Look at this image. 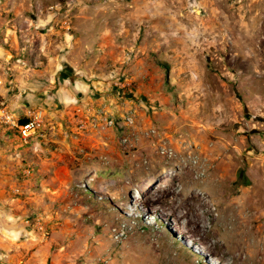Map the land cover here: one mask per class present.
I'll return each mask as SVG.
<instances>
[{"label":"rangeland","instance_id":"obj_1","mask_svg":"<svg viewBox=\"0 0 264 264\" xmlns=\"http://www.w3.org/2000/svg\"><path fill=\"white\" fill-rule=\"evenodd\" d=\"M0 59L89 61L135 119L7 264H264V0H0Z\"/></svg>","mask_w":264,"mask_h":264},{"label":"crops","instance_id":"obj_2","mask_svg":"<svg viewBox=\"0 0 264 264\" xmlns=\"http://www.w3.org/2000/svg\"><path fill=\"white\" fill-rule=\"evenodd\" d=\"M0 66L2 100L19 114L28 107L45 109L49 129L46 140L24 144L16 131L0 125V264H7L10 258L23 255L33 238L40 239L37 229L25 223L28 218L38 221L45 213L44 221L52 223L58 219V202L72 189L97 185L93 171L97 169V177L109 181L122 168L120 130L104 128L75 136L77 110L104 103L118 120L126 114L114 99L101 93L107 89L105 83L91 80L103 73L89 61L0 59ZM27 166L34 169V175L19 184ZM37 177L38 182L43 180L35 187L32 183ZM16 188L20 196L14 193Z\"/></svg>","mask_w":264,"mask_h":264},{"label":"built area","instance_id":"obj_3","mask_svg":"<svg viewBox=\"0 0 264 264\" xmlns=\"http://www.w3.org/2000/svg\"><path fill=\"white\" fill-rule=\"evenodd\" d=\"M116 86H120V88L124 87L121 83H116ZM118 97L122 98L121 91L118 93ZM77 114L75 136L84 135L91 130L113 128L121 130L124 133L121 139L124 146L128 147L132 144L134 140V138L132 139L133 135H126L125 132L127 129L133 127L135 123L134 114H126L120 121L104 103L98 106L95 103L87 105L85 111L78 109ZM0 125L16 131L24 144L36 143L48 138L47 112L41 107H28L22 114H19L12 111L9 105L0 99ZM23 175L26 177L33 176L34 169L30 166L25 167ZM16 192H19V189ZM26 223L39 230H44L40 224H36L31 218H28Z\"/></svg>","mask_w":264,"mask_h":264},{"label":"bare ground","instance_id":"obj_4","mask_svg":"<svg viewBox=\"0 0 264 264\" xmlns=\"http://www.w3.org/2000/svg\"><path fill=\"white\" fill-rule=\"evenodd\" d=\"M251 225H252V224H251ZM239 226H240V224H239ZM245 226H246V225H245ZM248 227H249V226H248ZM248 227H247V228H248ZM240 229H241V228H240ZM247 230H248V229H247ZM234 245H235V243H234ZM246 246H247V244H246ZM230 247H231V246H230ZM232 247H233V246H232ZM233 248H234V247H233ZM236 248H238V247H236ZM237 251H238V250H237ZM239 251H240V250H239ZM245 251H246V250H245ZM234 252H235V251H234ZM241 252H242V251H241ZM241 252H240V253H241ZM240 257H241L240 255L237 256V258H240ZM242 258H243V256H242ZM241 260H242V259H241ZM246 261H247V260H246Z\"/></svg>","mask_w":264,"mask_h":264},{"label":"trees","instance_id":"obj_5","mask_svg":"<svg viewBox=\"0 0 264 264\" xmlns=\"http://www.w3.org/2000/svg\"><path fill=\"white\" fill-rule=\"evenodd\" d=\"M121 93H122V91H121Z\"/></svg>","mask_w":264,"mask_h":264}]
</instances>
